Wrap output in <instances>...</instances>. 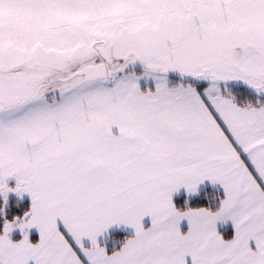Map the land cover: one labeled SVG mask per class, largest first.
I'll return each instance as SVG.
<instances>
[{"label":"snow or ice","instance_id":"snow-or-ice-1","mask_svg":"<svg viewBox=\"0 0 264 264\" xmlns=\"http://www.w3.org/2000/svg\"><path fill=\"white\" fill-rule=\"evenodd\" d=\"M0 264H264V0H0Z\"/></svg>","mask_w":264,"mask_h":264}]
</instances>
